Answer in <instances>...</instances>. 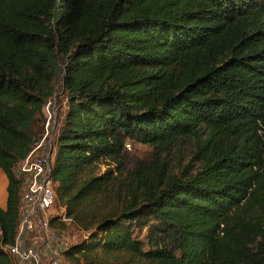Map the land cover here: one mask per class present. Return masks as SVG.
<instances>
[{"label":"trees","instance_id":"16d2710c","mask_svg":"<svg viewBox=\"0 0 264 264\" xmlns=\"http://www.w3.org/2000/svg\"><path fill=\"white\" fill-rule=\"evenodd\" d=\"M56 81V204L85 233L66 264H264V0H0V246ZM128 143L150 153L125 172Z\"/></svg>","mask_w":264,"mask_h":264},{"label":"built area","instance_id":"2783aa9c","mask_svg":"<svg viewBox=\"0 0 264 264\" xmlns=\"http://www.w3.org/2000/svg\"><path fill=\"white\" fill-rule=\"evenodd\" d=\"M47 106L42 108L45 122L40 138L13 169L20 186L15 236L12 245L0 246L9 264H66L63 253L74 244L68 231L55 229L50 223L53 220L69 225L70 220L63 207H59V213L54 212L57 187L52 174L55 135L49 124L51 116Z\"/></svg>","mask_w":264,"mask_h":264},{"label":"rangeland","instance_id":"374dc122","mask_svg":"<svg viewBox=\"0 0 264 264\" xmlns=\"http://www.w3.org/2000/svg\"><path fill=\"white\" fill-rule=\"evenodd\" d=\"M47 106L48 112H50V127L52 126L54 135L56 134V131L58 130V127L60 126V123L63 118V113L65 111V99L62 95V90L60 88V82L56 81L54 83L53 87V96L52 98L45 104ZM45 122V111L43 110L41 112V115L37 117L35 123L32 126V130L35 133V137L41 135L42 132V126ZM182 147L181 152L182 155L179 156L176 152L171 150L166 159V163L168 164V169L172 170V172L178 176L182 174V172L185 170L187 173L193 172L192 167H196V163L190 162V159L188 156H186L190 145H188L187 142H183L180 144ZM31 147V146H30ZM150 153L149 148L145 147L141 144H132L128 143V147L125 149V158H126V170L125 172H128L130 169L131 164L137 160L146 157ZM106 167L104 164H100L97 170L94 171L93 176H95L97 173H101L104 171ZM122 172V174L118 175L117 173H114L115 180L113 184L110 186V189L106 192V197L112 198L113 196L116 197V191H120L123 194L124 186L127 184V173ZM123 198V195H122ZM54 212L59 213L60 208L58 204H54ZM65 231H68L74 238V243L82 240L85 238V233L81 232L78 228H76L73 225H65L63 228Z\"/></svg>","mask_w":264,"mask_h":264},{"label":"crops","instance_id":"0c3cea01","mask_svg":"<svg viewBox=\"0 0 264 264\" xmlns=\"http://www.w3.org/2000/svg\"><path fill=\"white\" fill-rule=\"evenodd\" d=\"M6 178L3 175V173L0 171V209L4 210L5 208V198H6V193H5V187H6Z\"/></svg>","mask_w":264,"mask_h":264}]
</instances>
